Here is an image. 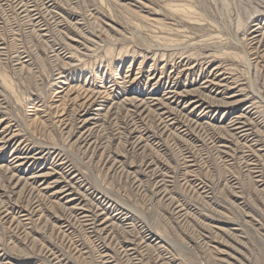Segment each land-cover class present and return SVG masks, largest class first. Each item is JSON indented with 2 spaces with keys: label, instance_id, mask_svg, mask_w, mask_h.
<instances>
[{
  "label": "rangeland",
  "instance_id": "rangeland-1",
  "mask_svg": "<svg viewBox=\"0 0 264 264\" xmlns=\"http://www.w3.org/2000/svg\"><path fill=\"white\" fill-rule=\"evenodd\" d=\"M0 264H264V0H0Z\"/></svg>",
  "mask_w": 264,
  "mask_h": 264
},
{
  "label": "bare ground",
  "instance_id": "bare-ground-1",
  "mask_svg": "<svg viewBox=\"0 0 264 264\" xmlns=\"http://www.w3.org/2000/svg\"><path fill=\"white\" fill-rule=\"evenodd\" d=\"M42 12V11H41ZM29 156V155H28ZM25 158V157H24ZM158 233V232H157ZM158 235V234H157ZM160 238V237H159ZM137 248V247H136ZM128 250V249H127ZM126 251V250H125ZM134 251V250H133ZM103 255H105V254H103ZM131 260V259H130Z\"/></svg>",
  "mask_w": 264,
  "mask_h": 264
}]
</instances>
